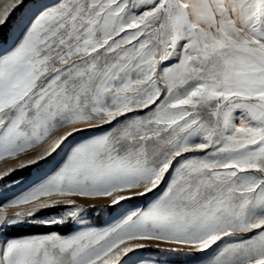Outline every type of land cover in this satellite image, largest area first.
Returning <instances> with one entry per match:
<instances>
[{"label":"snow or ice","instance_id":"obj_1","mask_svg":"<svg viewBox=\"0 0 264 264\" xmlns=\"http://www.w3.org/2000/svg\"><path fill=\"white\" fill-rule=\"evenodd\" d=\"M0 165V264H264V0H0Z\"/></svg>","mask_w":264,"mask_h":264},{"label":"trees","instance_id":"obj_2","mask_svg":"<svg viewBox=\"0 0 264 264\" xmlns=\"http://www.w3.org/2000/svg\"><path fill=\"white\" fill-rule=\"evenodd\" d=\"M21 11H23V8L21 9ZM17 15H19V13H17ZM33 170L32 169H28L27 171H21V172H17L12 178L13 179H18L21 177H26L28 176ZM42 214H48V213H42Z\"/></svg>","mask_w":264,"mask_h":264},{"label":"rangeland","instance_id":"obj_3","mask_svg":"<svg viewBox=\"0 0 264 264\" xmlns=\"http://www.w3.org/2000/svg\"><path fill=\"white\" fill-rule=\"evenodd\" d=\"M0 167H3V165H0ZM27 177V176H26ZM43 215H47V214H43ZM106 216H102L99 218V220L97 221L98 224H103V221L106 219Z\"/></svg>","mask_w":264,"mask_h":264}]
</instances>
